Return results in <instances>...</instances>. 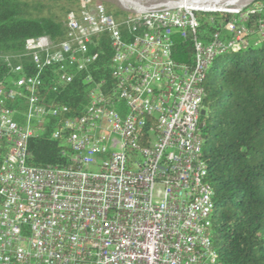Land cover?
Masks as SVG:
<instances>
[{
    "label": "built area",
    "instance_id": "obj_1",
    "mask_svg": "<svg viewBox=\"0 0 264 264\" xmlns=\"http://www.w3.org/2000/svg\"><path fill=\"white\" fill-rule=\"evenodd\" d=\"M189 1L116 0L115 17L101 2L78 0L64 41L30 39L24 54L5 58L15 78L9 89L0 81V264H220L200 132L204 85L215 58L247 45L257 11L231 14V37L206 44L199 14L217 11ZM258 29L264 40V21ZM174 32L194 36L192 66L173 60ZM105 39L112 85L92 75ZM51 73L55 93L82 73L92 88L83 113L53 135L64 138L70 165L35 167L30 141L71 113L45 103Z\"/></svg>",
    "mask_w": 264,
    "mask_h": 264
},
{
    "label": "trees",
    "instance_id": "obj_2",
    "mask_svg": "<svg viewBox=\"0 0 264 264\" xmlns=\"http://www.w3.org/2000/svg\"><path fill=\"white\" fill-rule=\"evenodd\" d=\"M77 2L0 0V81H4L6 89L15 76L5 58L24 54L30 39L46 36L55 43L64 41L65 17L76 10ZM107 10L115 17L122 16L117 11ZM250 10L257 12L246 26L258 27L264 17V0H257L243 12ZM234 17L225 12L199 14L198 39L209 44L217 33L222 40L231 37L225 26ZM171 39L173 60L192 66L194 36L183 38L180 32H174ZM99 47L104 54L92 68V75L96 81L112 85L110 42L105 39ZM21 63L28 74L34 73L29 59L24 58ZM86 76L77 74L74 82L58 93L52 90L54 74L46 77L45 103L67 106L71 113L52 119L45 130L30 141V165H70L64 138L55 140L53 135L57 129L64 128L66 117L80 116L89 103L92 84L86 82ZM204 87L205 115H201L200 132L216 206L211 220V239L220 264H264V40L247 42L239 50H228L215 58ZM25 106L24 99H18L14 105L20 111H24ZM17 120L23 122L19 116Z\"/></svg>",
    "mask_w": 264,
    "mask_h": 264
},
{
    "label": "bare ground",
    "instance_id": "obj_3",
    "mask_svg": "<svg viewBox=\"0 0 264 264\" xmlns=\"http://www.w3.org/2000/svg\"><path fill=\"white\" fill-rule=\"evenodd\" d=\"M254 0H190L187 4L205 11H239Z\"/></svg>",
    "mask_w": 264,
    "mask_h": 264
},
{
    "label": "rangeland",
    "instance_id": "obj_4",
    "mask_svg": "<svg viewBox=\"0 0 264 264\" xmlns=\"http://www.w3.org/2000/svg\"><path fill=\"white\" fill-rule=\"evenodd\" d=\"M96 1L103 3L106 6L107 9H111L113 11L120 12L119 11L120 9L118 7V4H117L116 0H96ZM256 1L257 0H254L253 2H250L247 6H245L244 8H242L239 11L219 10L217 12H225V13H229V14H233V13H236V12H243V10L245 8H247L249 5L255 4ZM256 7L259 8L260 4H257ZM66 17H67V15H66ZM66 17H65V22H66ZM260 21H264V17H262V19H260ZM260 37H261V33H260V31H259L257 26H252L251 28H247V32H246V35H245V41L246 42L260 41Z\"/></svg>",
    "mask_w": 264,
    "mask_h": 264
},
{
    "label": "water",
    "instance_id": "obj_5",
    "mask_svg": "<svg viewBox=\"0 0 264 264\" xmlns=\"http://www.w3.org/2000/svg\"><path fill=\"white\" fill-rule=\"evenodd\" d=\"M201 115H205V111L204 110L201 112Z\"/></svg>",
    "mask_w": 264,
    "mask_h": 264
}]
</instances>
